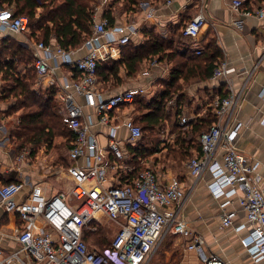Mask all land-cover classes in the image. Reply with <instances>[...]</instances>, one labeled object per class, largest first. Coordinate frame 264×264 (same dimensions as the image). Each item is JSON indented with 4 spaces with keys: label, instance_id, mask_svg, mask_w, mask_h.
<instances>
[{
    "label": "built area",
    "instance_id": "obj_1",
    "mask_svg": "<svg viewBox=\"0 0 264 264\" xmlns=\"http://www.w3.org/2000/svg\"><path fill=\"white\" fill-rule=\"evenodd\" d=\"M96 1L92 35L84 42L89 50L83 57L74 59L70 54L73 50L53 47L41 41L34 42L33 65L37 78H47L43 84L57 90L64 103L62 121L74 134L68 152L72 163L66 168L72 183L64 191L56 193H48L39 185H33L21 200L15 196L23 187L22 182L0 184V206L8 212H15L21 220L15 229L19 248L8 253L0 249V264H149L167 235L186 237L187 248L195 250L203 264H226L220 256L206 251L204 238L194 232L186 218L180 216L190 193L207 171L211 179L206 187L214 197L224 198L222 205L230 203L233 200L231 196L237 194L236 206L228 211L223 210L221 225L232 226L235 213L244 211L245 222L237 224L234 229L247 230L240 239L242 245L252 259L264 260V184L256 183L254 164L247 162L234 143L238 126L234 124L233 118L243 98L246 82L239 90H235L231 82L227 81L226 94L212 100L215 120L199 136L201 154H194L185 161V167L192 177L187 188L177 178H171L168 183L161 185L150 165L136 172L129 182L117 179L113 183H106V151L114 157L113 166L119 172L133 169L125 164L121 142L116 136L120 126H110L104 152L91 129V123L83 118L75 94L85 96L88 104L100 113L101 121L106 122L109 112L123 104L132 103L136 95L144 92V88L124 89L108 97L98 91V61L114 58L119 50L112 42L121 46L137 30L131 21L119 25L109 24L104 13L96 18L98 9L108 8L110 0ZM172 2L166 0L167 4ZM231 4L240 14H251V11L242 8L243 0H232ZM139 8L144 10L146 19L160 24L156 8L149 1H141ZM254 13L262 17L264 6ZM205 21L201 9L183 24L182 34L196 38ZM0 31L27 32V16L14 15L11 7L0 8ZM102 38L106 41L103 42ZM200 51L197 49L196 53ZM58 57L62 64L77 71L73 79L64 80L62 84L53 79ZM229 71L227 60H221L214 67L211 78L226 76ZM260 95L264 97V88ZM173 100H169V103ZM187 120L186 114L181 115L180 124ZM121 125L127 129L129 143H135L141 137V128L132 117L125 118ZM219 152H222L221 160L218 159ZM28 154L29 149L25 148L18 158L23 159ZM103 218L113 224L115 232L109 244L99 249L96 244L84 239V229L90 221L102 223Z\"/></svg>",
    "mask_w": 264,
    "mask_h": 264
},
{
    "label": "crops",
    "instance_id": "obj_2",
    "mask_svg": "<svg viewBox=\"0 0 264 264\" xmlns=\"http://www.w3.org/2000/svg\"><path fill=\"white\" fill-rule=\"evenodd\" d=\"M150 5L156 8L157 17L161 20L157 24L155 20L145 18L144 10L139 8L137 11H113L114 23L119 25L125 21H131L137 32L132 36L133 41H141L147 31L153 29L155 32L168 34L172 28L178 24H183L191 16L195 15L201 9L205 15V23L199 30L196 38H192L202 49L209 36L215 38L217 45L222 51V60L226 59L230 68L226 76L210 78L207 80L194 81L185 88L184 103L180 115L186 114L188 119L203 115L207 108L212 107V100L221 96L223 84L231 82L235 90L246 82L245 91L239 106L237 107L233 122L238 126V133L235 144L245 156L248 163L254 164L258 184H264V97L260 91L264 88V15L257 16L256 9L264 6V0H243L245 10L251 11V14H240L232 7V0H173L167 4L166 0H147ZM140 3V2H139ZM11 7L14 10V4L0 0V8ZM111 9V7H108ZM104 8L98 9L96 18H99L104 12ZM182 26L180 27V29ZM184 36V35H183ZM14 39L26 48L35 51V40L28 32H1L0 43L5 39ZM105 42L106 39L102 38ZM53 47L55 45L51 44ZM119 52L114 55L112 60H118L121 56L123 45L112 42ZM197 47V46H196ZM196 49V50H197ZM88 47L83 43L74 49L70 54L72 58L83 57L88 52ZM42 52L41 50H39ZM43 54V52H42ZM105 59V60H108ZM156 60V59H153ZM153 60L144 61L141 69L135 76H125L124 69L120 76L123 80L119 83L110 84V87L99 89L102 96L108 97L118 91L129 88H144L142 95L151 98L162 87V80L169 76V63L167 61ZM102 61V60H101ZM257 66L255 67V65ZM216 66V65H215ZM75 77L74 72L67 65L61 63L58 57V66L53 74L56 83L62 84L64 80L70 81ZM47 78L36 79L33 84L34 89L46 88L43 84ZM14 83L10 79H4L0 73V97L4 88H10ZM57 100L61 103L60 114L64 109V103L61 101L58 92L54 89ZM77 102L81 105L83 118L91 123V129L102 150L105 152L108 143V131L110 126L118 125L116 136L121 142V148L126 153L127 129L121 125V122L130 117H136L137 113L133 104H123L109 112L108 120L101 121V115L97 109L88 104L85 96L75 94ZM195 99V101H194ZM12 98H0V184L8 181L14 174L15 180L23 183V187L17 192L16 199H23L31 190L33 185H39L48 193L64 191L71 185L66 174V168L71 164L68 157L69 148H66L65 137H56L52 145L40 141L35 149L30 146L17 150L10 137L11 129L17 124V116L21 108L11 109ZM180 123V119H179ZM171 126L167 125L164 131L167 139L172 141L175 132L170 131ZM29 149V154L23 159L18 158L19 153ZM106 154L107 184L115 182L117 179L122 181L117 169L113 166L112 156ZM153 159L146 162L150 165L159 177V183L165 185L171 178H177L184 188H187L192 181L185 162L177 163L171 157H166L161 152H157L148 158ZM163 157V158H162ZM128 158L126 157V160ZM218 159H222V152L218 153ZM163 160V161H161ZM165 160V161H164ZM211 179L209 171L205 172L198 181L195 188L190 193L185 202L180 216L190 222L194 232L200 234L205 241V249L208 253H213L226 261V264H264V260L255 261L248 254L241 243V237L246 234V229L236 231L234 227L237 224L245 222L246 215L242 210H238L233 218L232 226H222L220 216L223 210L228 211L236 206L237 194L232 195L230 203L222 205L223 197H214L206 187ZM21 224L19 216L15 212H8L0 206V249L3 253H8L19 248L20 243L16 238V227ZM171 238L165 242L166 249L162 250L160 257L154 260L152 264H203L195 250L187 248L188 239L179 235H168ZM21 255H23L21 253Z\"/></svg>",
    "mask_w": 264,
    "mask_h": 264
},
{
    "label": "trees",
    "instance_id": "obj_3",
    "mask_svg": "<svg viewBox=\"0 0 264 264\" xmlns=\"http://www.w3.org/2000/svg\"><path fill=\"white\" fill-rule=\"evenodd\" d=\"M4 1L14 4V15L27 16V32L35 42L74 50L92 35L96 0ZM141 1L144 0H110L108 6L111 9L105 8L104 16L109 24H113L115 8L119 11H137ZM183 24H178L168 34L151 29L141 41L130 39L125 43L118 60H99L97 63L96 76L100 90L121 82L122 69L126 72L125 76L131 77L138 73L144 61L156 59L169 63V76L162 80V87L154 96L146 98L136 95L131 103L137 113L132 119L141 128V137L135 143L126 144V164L133 169L120 174L122 181H131L136 172L145 168L142 161L157 152L167 158L171 157L177 163L185 162L194 154L200 155L199 136L215 120L214 109L209 107L203 115L188 119L184 124L179 123L186 86L194 81L209 79L215 65L222 60V51L212 36L206 39L204 47L196 53L199 46L191 37L183 36L180 29ZM34 59L32 51L14 39L7 38L0 43V73L4 79L14 83L10 88L2 90L0 98H12L10 108L13 110L21 108L10 137L17 150L27 146L33 150L40 141L50 146L59 136L65 137L66 148H70L74 134L62 121L61 103L54 90L52 87L33 88L37 77ZM73 72L76 76L77 71ZM223 86L221 96L227 91L225 84ZM172 98L173 102L169 103ZM167 125L171 126V132H175V137L164 143L161 135ZM152 159L158 161L159 158ZM15 179L12 174L6 183ZM84 239L91 240L99 249L109 244L99 225L94 230L90 226L85 228Z\"/></svg>",
    "mask_w": 264,
    "mask_h": 264
},
{
    "label": "rangeland",
    "instance_id": "obj_4",
    "mask_svg": "<svg viewBox=\"0 0 264 264\" xmlns=\"http://www.w3.org/2000/svg\"><path fill=\"white\" fill-rule=\"evenodd\" d=\"M115 11L116 12H121V11H119L118 10V8H115ZM32 64V63H31ZM21 67V66H20ZM19 67V68H20ZM36 79L38 80V78L36 77ZM36 81V80H35ZM194 101H195V99H194ZM167 133V131H163L162 132V135H161V140H162V142H164V143H166V142H169L170 140H168V139H166L167 138V136L165 135ZM126 157L128 158V155H125L124 156V159H126ZM163 158V157H162ZM168 158L166 157V160H167ZM152 160V158H149V159H145V160H143V167H146V165L145 164H147L146 162H149V161H151ZM93 222H95V223H93ZM93 224V225H89V224ZM98 225L99 226H101L102 227V229H103V234H104V236H105V238L107 239V241L109 242V239L111 238V236L114 234V232H115V228H113V224L111 223V222H109L106 218H103L102 219V223L101 222H97V221H90L88 224H87V227L86 228H89V226H90V228L91 227H98ZM171 238V236H166L163 240H162V242H161V244H160V246L158 247V249L156 250V252L154 253V255H153V258H152V260L150 261V263L149 264H152V262L154 261V260H157L161 255H160V253H161V251L162 250H164L165 251V249H166V246H165V242H167L169 239ZM90 243H93L91 240H88Z\"/></svg>",
    "mask_w": 264,
    "mask_h": 264
}]
</instances>
